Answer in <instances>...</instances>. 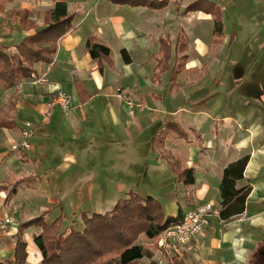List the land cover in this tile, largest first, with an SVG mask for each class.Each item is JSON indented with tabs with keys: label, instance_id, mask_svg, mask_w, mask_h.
<instances>
[{
	"label": "crops",
	"instance_id": "crops-1",
	"mask_svg": "<svg viewBox=\"0 0 264 264\" xmlns=\"http://www.w3.org/2000/svg\"><path fill=\"white\" fill-rule=\"evenodd\" d=\"M198 0H172L160 11L122 6L111 0H67L76 14L73 31L60 40L53 64H39L17 89L0 84V110L16 91V127L0 128V264L14 257L19 226L47 213L64 229L83 231V213L104 214L134 192L153 198L167 217L212 203L221 209L224 170L245 157L249 163L239 187H251L245 212L231 222L219 216L196 237L193 250L152 252L139 264H256L264 251V0H208L221 10L224 37L213 40L214 17L187 13ZM52 0H0V50L16 51L46 26ZM29 11L38 29L21 26L17 12ZM96 36L111 51L94 59L87 49ZM187 48L177 54L179 38ZM162 40L171 43L169 71L152 80ZM130 58L127 62L122 52ZM186 56L180 87H171L177 57ZM64 94L70 109L49 107ZM169 124L166 149L195 170V185L177 182L152 140ZM28 125L35 130L30 150L13 151ZM26 182L12 189L16 182ZM214 197V198H212ZM215 198L218 202H215ZM41 228L23 236L27 264H42L35 243Z\"/></svg>",
	"mask_w": 264,
	"mask_h": 264
},
{
	"label": "trees",
	"instance_id": "trees-1",
	"mask_svg": "<svg viewBox=\"0 0 264 264\" xmlns=\"http://www.w3.org/2000/svg\"><path fill=\"white\" fill-rule=\"evenodd\" d=\"M55 7L44 14L46 27L25 38L16 51L0 50V84L8 90L16 88L26 79L32 78L39 64H53L60 40L73 31L76 14L68 11L67 0H52ZM112 2L134 8L144 7L160 11L167 8L172 0H111ZM205 12L214 17L213 40L219 44L224 37V22L221 10L208 0H198L188 6L187 13ZM21 26L27 28L26 21L31 23V12H17ZM30 30L38 29L35 23L30 24ZM158 64L152 77L157 83L169 71L172 48L171 43L162 40ZM187 48L184 36L179 38L176 46L177 54H182ZM87 49L94 59L110 58L111 51L102 45L96 36L91 37ZM125 61L129 62L125 51L122 52ZM186 56L177 57V62L171 76V87L178 88V77L185 70ZM16 91L12 94L6 108L0 110V128L13 129L16 122L13 113L16 110ZM178 129L177 138L188 141V134L177 124H169L152 140L153 148L160 153L170 165L177 182L190 188L195 185V170L186 168L179 155L166 149V141ZM249 163L245 157L230 164L224 170L220 184L221 209L219 217L223 222H231L245 212V204L251 193V187H239L244 179V173ZM26 182L25 179L15 183L16 188ZM185 214L180 208L177 217H167L163 206L153 198L143 199L137 193L128 194L127 198L117 202L115 207L104 214L83 213L81 221L83 231L73 227L64 229V218L58 217L52 223L47 221V213L23 223L19 226L17 245L13 260L9 264H27L28 244L23 239L24 233L30 228H41L42 233L35 238V243L42 252V264H139L144 258H151V250L141 243V239L156 241L169 228L182 222ZM181 264V263H177Z\"/></svg>",
	"mask_w": 264,
	"mask_h": 264
},
{
	"label": "built area",
	"instance_id": "built-area-1",
	"mask_svg": "<svg viewBox=\"0 0 264 264\" xmlns=\"http://www.w3.org/2000/svg\"><path fill=\"white\" fill-rule=\"evenodd\" d=\"M54 106H59L64 112H68L70 101L66 95L60 93L49 103V107ZM34 134L35 130L28 125V129L22 133V141L13 145V151L30 150L29 139ZM219 214L212 203L188 211L181 223L169 228L156 240L158 248L167 250L169 247H174L184 249L186 252L192 251L196 237L205 232L211 224V219ZM9 223L10 220H6L5 223L0 224V229H5V225Z\"/></svg>",
	"mask_w": 264,
	"mask_h": 264
},
{
	"label": "flooded vegetation",
	"instance_id": "flooded-vegetation-1",
	"mask_svg": "<svg viewBox=\"0 0 264 264\" xmlns=\"http://www.w3.org/2000/svg\"><path fill=\"white\" fill-rule=\"evenodd\" d=\"M261 253L262 255L256 260V264H264V251Z\"/></svg>",
	"mask_w": 264,
	"mask_h": 264
},
{
	"label": "rangeland",
	"instance_id": "rangeland-1",
	"mask_svg": "<svg viewBox=\"0 0 264 264\" xmlns=\"http://www.w3.org/2000/svg\"><path fill=\"white\" fill-rule=\"evenodd\" d=\"M212 198H214V197H212ZM215 202H218V199L215 198ZM215 209L218 210V206H216ZM154 244L158 247V245L156 244V241H154Z\"/></svg>",
	"mask_w": 264,
	"mask_h": 264
}]
</instances>
